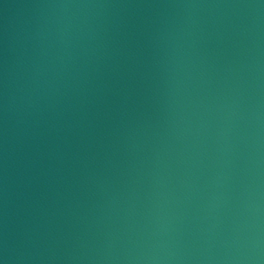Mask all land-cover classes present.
I'll list each match as a JSON object with an SVG mask.
<instances>
[{
    "label": "water",
    "instance_id": "water-1",
    "mask_svg": "<svg viewBox=\"0 0 264 264\" xmlns=\"http://www.w3.org/2000/svg\"><path fill=\"white\" fill-rule=\"evenodd\" d=\"M4 264H264V0H0Z\"/></svg>",
    "mask_w": 264,
    "mask_h": 264
},
{
    "label": "clouds",
    "instance_id": "clouds-1",
    "mask_svg": "<svg viewBox=\"0 0 264 264\" xmlns=\"http://www.w3.org/2000/svg\"><path fill=\"white\" fill-rule=\"evenodd\" d=\"M0 264H4V262L2 260H0Z\"/></svg>",
    "mask_w": 264,
    "mask_h": 264
}]
</instances>
